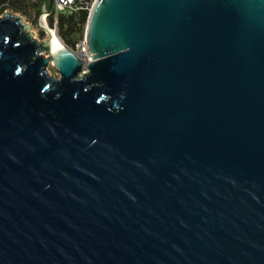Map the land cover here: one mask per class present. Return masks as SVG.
<instances>
[{
	"label": "water",
	"instance_id": "95a60500",
	"mask_svg": "<svg viewBox=\"0 0 264 264\" xmlns=\"http://www.w3.org/2000/svg\"><path fill=\"white\" fill-rule=\"evenodd\" d=\"M0 16V264H264V0H94L90 61Z\"/></svg>",
	"mask_w": 264,
	"mask_h": 264
},
{
	"label": "trees",
	"instance_id": "16d2710c",
	"mask_svg": "<svg viewBox=\"0 0 264 264\" xmlns=\"http://www.w3.org/2000/svg\"><path fill=\"white\" fill-rule=\"evenodd\" d=\"M4 4L28 14L29 12L26 11V8L33 7L35 2L33 0H0V12ZM88 12V8H84L83 5L78 3L76 6L64 9L58 13L56 32L66 46H72L85 36ZM37 13L39 12L37 11ZM47 22L50 25L52 24L50 16L47 17Z\"/></svg>",
	"mask_w": 264,
	"mask_h": 264
},
{
	"label": "built area",
	"instance_id": "2783aa9c",
	"mask_svg": "<svg viewBox=\"0 0 264 264\" xmlns=\"http://www.w3.org/2000/svg\"><path fill=\"white\" fill-rule=\"evenodd\" d=\"M93 1L94 0H53L51 10L45 15L44 18L46 26H48L50 30H53L57 34L56 23L59 12L63 11L64 9L74 7L78 3L83 5L84 8H88V10H90ZM49 16L52 18V24H49L50 26L46 22V19ZM70 49L80 58L83 63V69L85 70L87 63L90 61V55L87 49L85 36L83 39L74 43Z\"/></svg>",
	"mask_w": 264,
	"mask_h": 264
},
{
	"label": "rangeland",
	"instance_id": "374dc122",
	"mask_svg": "<svg viewBox=\"0 0 264 264\" xmlns=\"http://www.w3.org/2000/svg\"><path fill=\"white\" fill-rule=\"evenodd\" d=\"M46 1H45V3H46ZM26 11H28L29 13L25 14L24 12H22L20 10L12 9L10 6L4 4L3 9L0 12V16H2L3 14H5L7 12H9L11 14H15L18 17H20L21 21L28 26V31H30L32 33L34 38H36L37 40L47 38L48 35L44 31H42L41 29L37 28V26H36V19H37V15H38V13H37L38 10L37 9L35 10V9H33V7H30V8H26ZM46 22H47V19H46ZM47 24H48V22H47ZM51 34H53V33L51 32ZM57 36H58V34H57ZM68 47L71 48L72 46H68Z\"/></svg>",
	"mask_w": 264,
	"mask_h": 264
},
{
	"label": "bare ground",
	"instance_id": "6f19581e",
	"mask_svg": "<svg viewBox=\"0 0 264 264\" xmlns=\"http://www.w3.org/2000/svg\"><path fill=\"white\" fill-rule=\"evenodd\" d=\"M41 24L42 25H46L45 24V22H44V19H43V17H41ZM48 27V26H47ZM49 28V27H48ZM53 34H51V32H50V36H51V39H52V42H53V44H54V46L56 47V49L57 48H59L60 46H62L63 44H62V41H61V39L59 38V36H57V34L53 31V30H50Z\"/></svg>",
	"mask_w": 264,
	"mask_h": 264
},
{
	"label": "flooded vegetation",
	"instance_id": "af4514ba",
	"mask_svg": "<svg viewBox=\"0 0 264 264\" xmlns=\"http://www.w3.org/2000/svg\"><path fill=\"white\" fill-rule=\"evenodd\" d=\"M33 1L35 2V5L33 6V9H35V10L37 9L38 12H40L42 10L43 6L46 4L45 3L46 0H33Z\"/></svg>",
	"mask_w": 264,
	"mask_h": 264
}]
</instances>
